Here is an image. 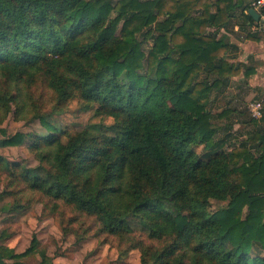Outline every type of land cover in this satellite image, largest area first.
I'll return each mask as SVG.
<instances>
[{"label": "trees", "instance_id": "16d2710c", "mask_svg": "<svg viewBox=\"0 0 264 264\" xmlns=\"http://www.w3.org/2000/svg\"><path fill=\"white\" fill-rule=\"evenodd\" d=\"M250 8L245 0H0V122L12 113L47 131L31 135L36 168L6 164L14 180L93 217L101 233L138 248L141 264H264V133L225 148L229 135L215 141L213 125L225 111L206 107L236 71L206 28H227L238 9L252 22ZM145 36L153 41L146 65ZM39 75L56 106L76 95L114 122L64 140L27 89ZM211 201L227 204L211 211ZM139 231L159 244L133 240ZM34 244L20 254L0 246V264H24Z\"/></svg>", "mask_w": 264, "mask_h": 264}, {"label": "rangeland", "instance_id": "374dc122", "mask_svg": "<svg viewBox=\"0 0 264 264\" xmlns=\"http://www.w3.org/2000/svg\"><path fill=\"white\" fill-rule=\"evenodd\" d=\"M116 1L118 0H113V3ZM173 5V2L168 1L167 7L172 9ZM141 40V50L144 53L141 60L145 61L153 47V41L146 36ZM182 40L183 38L177 35L174 41L170 37L169 42L170 45H177ZM144 64L146 65L145 62ZM27 89L33 103L56 127L55 132H64L62 136L64 140L67 139L66 134L72 135L85 128L103 132L102 125L109 126L114 122L112 117L97 111L96 102L81 100L76 95L65 104L56 106L52 91L40 75L34 83L27 86ZM206 107L212 115L232 108L219 93L215 92L209 95ZM239 107L240 114L234 112L228 114L225 111L213 122L215 128H218V133L214 136L215 141L224 142L225 137L231 135L224 142L225 148L229 145L235 146L248 137L251 131L247 130V127L256 128L264 133V125L262 123L255 125V120H251L245 112V105L241 104ZM236 119L241 120L246 127L237 124ZM19 133L25 135L22 143L3 144L4 140ZM46 134L47 131L38 120L16 121L12 113L0 122V246L5 251L10 249L13 254H20L31 247L34 239L35 244L31 252L20 259L24 264H141L138 248L130 249L131 243L101 233L93 217L77 212L62 200L48 197L42 192L31 191L21 182L14 180L10 166L6 164L19 163L23 169L36 168L38 166L36 155L29 149L33 139L31 135L43 137ZM203 148L204 144L194 147L197 154L204 152ZM226 204V201H211L207 208L213 211ZM132 236L133 240L141 239L146 245L159 244L149 240L147 235L140 231ZM3 260L8 264L15 262L14 259Z\"/></svg>", "mask_w": 264, "mask_h": 264}, {"label": "crops", "instance_id": "0c3cea01", "mask_svg": "<svg viewBox=\"0 0 264 264\" xmlns=\"http://www.w3.org/2000/svg\"><path fill=\"white\" fill-rule=\"evenodd\" d=\"M245 3L251 6L249 1L245 0ZM250 9L257 12L258 21L254 19L252 22L244 21L238 9L227 28L216 31L215 28L208 27L206 33L216 32L217 38L223 40L228 46L223 59L236 69L235 73L228 77L224 91L219 94L232 107L223 111L228 114L232 112L240 114L238 111L241 104L246 105L248 101L256 99L263 103L264 116V13L261 12V8ZM245 112L243 114L246 115ZM236 121L237 124L246 127L241 120ZM261 123L264 125V118L255 120L256 126ZM247 130H250L252 135L257 129L247 127Z\"/></svg>", "mask_w": 264, "mask_h": 264}, {"label": "built area", "instance_id": "2783aa9c", "mask_svg": "<svg viewBox=\"0 0 264 264\" xmlns=\"http://www.w3.org/2000/svg\"><path fill=\"white\" fill-rule=\"evenodd\" d=\"M252 8L264 7V0H247ZM245 109L251 119L260 120L263 117V103L261 100H250L245 105Z\"/></svg>", "mask_w": 264, "mask_h": 264}, {"label": "water", "instance_id": "95a60500", "mask_svg": "<svg viewBox=\"0 0 264 264\" xmlns=\"http://www.w3.org/2000/svg\"><path fill=\"white\" fill-rule=\"evenodd\" d=\"M248 13L251 15V17L255 20L258 21L259 15L254 9H249Z\"/></svg>", "mask_w": 264, "mask_h": 264}]
</instances>
